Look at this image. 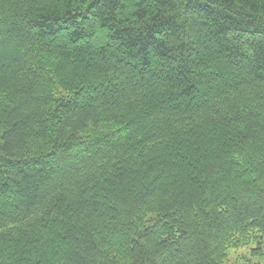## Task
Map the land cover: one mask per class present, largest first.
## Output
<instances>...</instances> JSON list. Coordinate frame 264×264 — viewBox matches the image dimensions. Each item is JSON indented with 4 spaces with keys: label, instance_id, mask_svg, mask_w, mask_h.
<instances>
[{
    "label": "trees",
    "instance_id": "obj_1",
    "mask_svg": "<svg viewBox=\"0 0 264 264\" xmlns=\"http://www.w3.org/2000/svg\"><path fill=\"white\" fill-rule=\"evenodd\" d=\"M264 258V0H0V264Z\"/></svg>",
    "mask_w": 264,
    "mask_h": 264
},
{
    "label": "rangeland",
    "instance_id": "obj_2",
    "mask_svg": "<svg viewBox=\"0 0 264 264\" xmlns=\"http://www.w3.org/2000/svg\"><path fill=\"white\" fill-rule=\"evenodd\" d=\"M251 248L252 245H248L230 250L226 264H264V258L250 256Z\"/></svg>",
    "mask_w": 264,
    "mask_h": 264
}]
</instances>
